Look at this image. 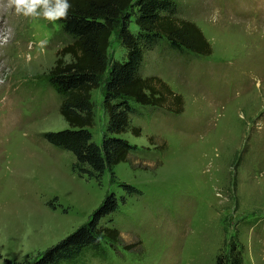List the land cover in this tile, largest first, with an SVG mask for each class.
<instances>
[{
  "label": "rangeland",
  "instance_id": "1",
  "mask_svg": "<svg viewBox=\"0 0 264 264\" xmlns=\"http://www.w3.org/2000/svg\"><path fill=\"white\" fill-rule=\"evenodd\" d=\"M176 1V17L200 26L213 52L165 40L146 51L143 75L167 82L184 110L136 105L131 125L141 135L121 134L138 146L132 164L107 168L100 181L78 176L73 154L42 135L69 127L48 73L72 38L58 20L0 7V264H30L87 222L109 192L119 208L101 224L120 239L62 264H217L238 254L243 264H264V0ZM125 56L113 34L110 63ZM91 95L100 144L104 85Z\"/></svg>",
  "mask_w": 264,
  "mask_h": 264
},
{
  "label": "trees",
  "instance_id": "2",
  "mask_svg": "<svg viewBox=\"0 0 264 264\" xmlns=\"http://www.w3.org/2000/svg\"><path fill=\"white\" fill-rule=\"evenodd\" d=\"M71 5L66 18L57 19L72 42L58 51L54 66L48 73L50 85L61 95L60 114L68 128L44 132L52 145L69 151L75 160L73 170L78 176L100 181L107 168L131 162L138 146L121 134L131 131L141 135L139 126L131 125V115L142 107L184 110L183 96L175 92L158 75H143L146 51L161 40L175 50L200 55L212 54V46L195 22L176 17V0H68ZM131 23L138 29L132 30ZM116 34L126 48V56L110 63L111 37ZM71 56L67 61L65 57ZM104 85V106L108 113L102 143L95 141L90 130L95 124L92 90ZM137 168V167H135ZM131 193L133 187L122 182ZM51 208L62 207L49 202ZM119 208L113 192L106 194L91 218L75 231L41 252L30 264H62L86 247H98L103 239L116 242L119 229L103 226L104 217ZM137 241L126 245L133 248ZM7 264H13L10 260ZM217 264H243L240 254L228 255Z\"/></svg>",
  "mask_w": 264,
  "mask_h": 264
},
{
  "label": "clouds",
  "instance_id": "3",
  "mask_svg": "<svg viewBox=\"0 0 264 264\" xmlns=\"http://www.w3.org/2000/svg\"><path fill=\"white\" fill-rule=\"evenodd\" d=\"M5 10L14 9L16 14L24 16H43L44 18L55 21L60 18H66L71 5L68 0H5L3 5H0ZM260 82L257 81V87Z\"/></svg>",
  "mask_w": 264,
  "mask_h": 264
}]
</instances>
